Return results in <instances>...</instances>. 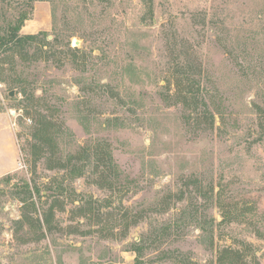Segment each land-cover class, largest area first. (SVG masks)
Instances as JSON below:
<instances>
[{
    "label": "rangeland",
    "instance_id": "rangeland-1",
    "mask_svg": "<svg viewBox=\"0 0 264 264\" xmlns=\"http://www.w3.org/2000/svg\"><path fill=\"white\" fill-rule=\"evenodd\" d=\"M38 1L45 45L0 50V264H264V0H0V31Z\"/></svg>",
    "mask_w": 264,
    "mask_h": 264
},
{
    "label": "trees",
    "instance_id": "trees-1",
    "mask_svg": "<svg viewBox=\"0 0 264 264\" xmlns=\"http://www.w3.org/2000/svg\"><path fill=\"white\" fill-rule=\"evenodd\" d=\"M36 1V0H34ZM30 19V16L27 12H22L17 17V19L14 22H10L9 25L5 28V30L0 31V50L3 53H7L8 51H16L20 49L25 43L36 41L39 38L42 39L43 45H45V38L47 36V32L45 31H39L34 34H21L20 30L23 24L26 20ZM68 50L71 52V49ZM79 50H76L77 53ZM187 75L185 78H183L184 83L186 84L184 91V101L187 103V105L194 104L195 106H204L203 111L200 113L201 115L205 116L206 118H212V114L207 109V103L205 102V97L201 94L200 90V83L199 81L195 80L193 78V74L190 72V70L186 71ZM182 93V89H181ZM259 113L261 112V108L258 106ZM35 196L38 198L44 197L48 195L47 193H42L41 190H39L37 187L34 189ZM30 200V205L33 207L35 206L33 201V194L32 190H30L29 186L26 185V196L23 198V203ZM52 207V206H50ZM48 221L47 216H44V222L46 223ZM136 253V257L138 256V252L134 250ZM221 257H219V264H222V257L225 255L232 254L233 256L240 255V251L234 250L232 248H225L222 249ZM239 260V259H238ZM239 264H247L245 260L241 259L239 260Z\"/></svg>",
    "mask_w": 264,
    "mask_h": 264
},
{
    "label": "crops",
    "instance_id": "crops-1",
    "mask_svg": "<svg viewBox=\"0 0 264 264\" xmlns=\"http://www.w3.org/2000/svg\"><path fill=\"white\" fill-rule=\"evenodd\" d=\"M49 27L48 6L45 2L38 1L34 6L33 17L25 21L20 31L22 34H33L38 31L48 30Z\"/></svg>",
    "mask_w": 264,
    "mask_h": 264
},
{
    "label": "water",
    "instance_id": "water-1",
    "mask_svg": "<svg viewBox=\"0 0 264 264\" xmlns=\"http://www.w3.org/2000/svg\"><path fill=\"white\" fill-rule=\"evenodd\" d=\"M8 95L9 96H13L14 95V90H11Z\"/></svg>",
    "mask_w": 264,
    "mask_h": 264
}]
</instances>
